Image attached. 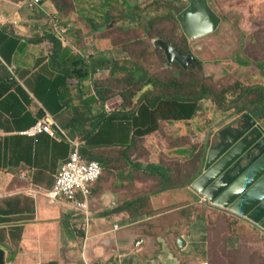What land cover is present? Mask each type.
I'll return each instance as SVG.
<instances>
[{
    "label": "crops",
    "instance_id": "1",
    "mask_svg": "<svg viewBox=\"0 0 264 264\" xmlns=\"http://www.w3.org/2000/svg\"><path fill=\"white\" fill-rule=\"evenodd\" d=\"M23 1L0 0V16L9 14L23 20L17 27L0 29V247L5 251V263L210 264V211L225 212L249 225L252 222L220 207L206 210L204 195L188 183L193 171L189 174L186 169L193 156L204 150L203 144H208V151L215 136L241 115L223 113L207 100L195 119H182L181 106L173 109L164 98L143 102L133 117L117 115L110 125L115 133L104 136L99 146L82 141L84 147L99 154L96 161L103 168L92 186V217L86 221L84 213L71 204L50 200L45 194L73 148L63 134L71 138L75 128L84 133L98 123L103 126V115L124 111L119 94L104 104L91 101L98 80L121 78L132 69L131 57L120 53L107 35L105 29L112 25L102 28L116 12L132 18L138 3L104 0L99 5L102 14L92 9L98 0H83V7L93 13L85 11L82 16L90 34L77 22L81 9L73 0L75 8L70 18H64L70 27L66 44H61L60 53L53 59L48 55V42H37L34 37L49 28L48 23L44 25L49 15L45 10L56 12L53 3L46 0L42 9L31 12L20 9ZM130 30V26L125 29ZM86 40L103 51L100 56L107 65L92 66L89 77L80 82L67 72L74 73L69 67L83 56L74 54L72 48ZM87 53L83 56L87 62L98 60ZM11 66L16 67L14 73ZM204 70L218 75L222 69L220 66L212 73L211 66L204 64ZM101 71L105 77L99 78ZM148 91L158 93L152 84L144 86L133 104ZM80 105L83 112L77 114ZM43 118H49L54 127L60 126L63 133L59 132L58 139L47 133L23 134ZM259 122L264 124V120ZM129 123L131 135L123 138L120 125ZM204 165L194 181L203 173ZM180 238L185 244H178Z\"/></svg>",
    "mask_w": 264,
    "mask_h": 264
},
{
    "label": "rangeland",
    "instance_id": "2",
    "mask_svg": "<svg viewBox=\"0 0 264 264\" xmlns=\"http://www.w3.org/2000/svg\"><path fill=\"white\" fill-rule=\"evenodd\" d=\"M103 2L104 0L93 2L92 9L100 10L104 14V10L99 6ZM76 3L81 9L77 22L82 26H86L88 28L86 31L93 34L82 18L85 11L89 15H93L91 8L83 7L85 4L83 0H77ZM137 3V9L133 11L132 18L124 17V14L120 12L113 15V19L108 22L112 27H108L107 35L113 39L114 43L119 44L120 53L141 57L151 56L152 64L148 65L151 71L157 75H163L162 69L164 68L160 64L168 67L164 52L154 46L153 40L155 37L146 36L145 29L148 28V24L152 19L160 17L155 25L157 27L166 26L167 29L172 31L175 23L166 16L169 14L178 15L188 6V2L185 0H137ZM209 3L213 10L224 19L215 33L194 40L191 44L197 58L201 59L206 67L211 66L210 72L214 73L221 66V72L218 75L211 74L214 75V78L208 83H213L215 89L239 81L243 85L264 86V75L259 72L257 67L244 66L236 60V57L238 60L244 59V57L251 60H264V0H209ZM6 15L10 16L9 14ZM44 25H46V20ZM128 26L131 30L126 32L125 29H128ZM121 27L125 28L122 30ZM31 28H34V26H31ZM36 29L39 30L40 27L36 26ZM48 29L50 30V28ZM177 31L180 35L183 33L180 27ZM241 33L244 34V38L241 54L239 55ZM208 39L211 40V43L208 42ZM195 41H199V44L196 45ZM177 42L179 43V41ZM76 47L72 48L74 54L82 53L83 56H88L87 52H89L99 60L103 58V56H100L103 51L100 52L99 47H94V45L91 47L87 40ZM123 47L124 49L126 47L127 50H124ZM73 67L70 66L69 70L72 71ZM172 68L180 70V67L176 64ZM100 73L99 78L105 77L104 71ZM119 135L123 138L127 136L122 132H119ZM58 138L59 136L53 139ZM68 138L71 141L75 140ZM96 155L99 156L98 153ZM206 208L210 209L209 207ZM210 219L209 234L211 236L213 234L208 243L211 257L210 264H232L233 260L239 264H264L263 234L253 230V227L249 224L245 222L243 224L227 216L225 212L211 210Z\"/></svg>",
    "mask_w": 264,
    "mask_h": 264
},
{
    "label": "trees",
    "instance_id": "3",
    "mask_svg": "<svg viewBox=\"0 0 264 264\" xmlns=\"http://www.w3.org/2000/svg\"><path fill=\"white\" fill-rule=\"evenodd\" d=\"M50 1L53 3V7L56 9L55 11L59 15V17L63 20V25L69 27L64 18H70L71 13L73 12V8H75L73 0ZM134 7L137 8V5H134ZM166 17H168L175 23V25L172 27V31H170V29H167L166 26L157 27L155 23L160 20V17H156L149 22L148 28L145 29L146 36L163 39L172 44L180 51L193 54L197 58L191 47L192 41L189 40L184 33H181V35L177 33V29L179 27L181 28L179 20L177 19V15L169 14ZM112 19L113 16L108 17V21L103 24L102 29H104L107 23ZM221 19L223 20L224 18L221 17ZM106 29L108 30V28ZM34 37L37 42H48V46L50 47L48 55L53 59L60 53L62 48L61 43L65 41V39H62L52 31H49V29H47L44 34L40 32L39 35H36ZM243 38L244 34H242L241 37V45H243ZM177 41H179L181 45ZM114 46L119 47V44L114 43ZM157 48L162 50L159 47ZM124 50H127V48L125 47ZM238 50V54L240 55L242 46H240ZM129 56L133 60L131 71L121 78L117 77L115 79L113 77H105L98 80L95 83V85H97L98 87L96 88L95 95L91 101L92 104L98 101H101L102 104H104L107 99H110L119 94L122 96V107L124 108V111L120 110L119 112H113L108 115H103V117L106 119L104 121L106 122L105 125L101 126L100 123H98L97 125L91 126L90 129L85 131L84 133L82 129L78 130V128L76 129L75 127H73L75 128V131L71 132L70 136L72 139L79 138L77 140L81 142L85 141L87 143H90L91 145L95 144L99 146L104 136L111 137L110 132L112 134L115 133V130H113V127L110 125L115 121V117L117 115L123 114L129 116V118L131 116L133 117L134 114L139 112V109L143 102L151 101L155 98L157 100H160L161 98L166 99L167 102L171 104V107L181 106L180 109L182 111V119H195L200 112L201 105L208 100L215 104L217 109H219L223 113H227L229 111H232L235 115H242L247 113L252 115L258 121L264 120L263 85H243L242 83H239V81L238 83L236 82L232 85L221 87L220 89H215L213 87V83H208L209 81L213 80L214 75L206 74L204 70V63L199 58H197L196 61L193 62L188 68H184L180 65V63L174 62L173 65L176 64L180 67V70H174L172 68L173 65L169 66L167 64V58L164 53L166 64L168 67H164L162 64H160L161 67L164 68L162 69V71L165 72V75L157 76L151 71L150 67L148 66L152 64L151 56L149 57V55H147L141 57L139 55L134 56L133 54ZM237 61L244 66L257 67L261 74L264 75V60H251L244 57V59L239 60L237 58ZM106 65L107 62L104 60L102 61V59L87 62L85 57L80 56L75 61V65L73 68L74 73L67 72V76H75L77 81L82 82L89 77L90 72H92L93 70L92 66H94L95 68L96 66L103 67ZM149 84H152L154 87H156L158 93L148 91L139 98L136 104H133V98L136 93L140 91L144 86H147ZM135 105L137 106L135 107ZM82 110V105L76 107L77 114H82ZM142 112L143 111L139 113V116H142ZM120 129L124 131V134L131 135L132 124L129 123L127 125H120ZM129 140L131 141L132 139L129 138ZM131 145H129V147H131ZM202 146H204V150L200 152V155L197 154L196 156H193V159L187 166L186 170L189 172V174L193 171V174L189 176V184L193 183L195 177L200 174L201 166L205 162L208 144H203ZM80 150L81 154L86 160H98V156L96 155L97 152H94L88 147H84L83 145ZM196 165H198V168ZM206 206L209 208L215 207L211 203L207 204ZM206 210L210 211L211 209ZM208 216L209 227L207 241L209 243V240L213 236V234L211 233L212 236L209 234L211 222L210 213L208 214ZM235 217L237 218L239 216L235 215ZM234 220L237 219L234 218ZM250 226L253 227V230H257V228L253 225ZM257 231L264 235V231H261L260 229H258ZM232 264L239 263L233 260Z\"/></svg>",
    "mask_w": 264,
    "mask_h": 264
},
{
    "label": "water",
    "instance_id": "4",
    "mask_svg": "<svg viewBox=\"0 0 264 264\" xmlns=\"http://www.w3.org/2000/svg\"><path fill=\"white\" fill-rule=\"evenodd\" d=\"M188 6L178 15L182 32L194 41L215 33L222 22L209 0H185ZM167 64L180 63L188 68L196 57L169 42L155 38ZM207 151L203 173L192 183L213 205L245 217L264 229V124L250 114L241 115L235 124L215 136ZM178 244H185L183 238ZM0 264L5 251L0 247Z\"/></svg>",
    "mask_w": 264,
    "mask_h": 264
},
{
    "label": "built area",
    "instance_id": "5",
    "mask_svg": "<svg viewBox=\"0 0 264 264\" xmlns=\"http://www.w3.org/2000/svg\"><path fill=\"white\" fill-rule=\"evenodd\" d=\"M46 0H24L20 6L27 8L29 11L42 9V5ZM49 14L46 23L49 24V31L55 33L62 39H67L66 35L70 30L69 27L63 25V20L59 17L57 12H47ZM50 17V19H49ZM23 20L17 17L8 15L0 16V29L7 26L17 27ZM63 43L66 44L64 41ZM16 67L11 66L10 71L14 73ZM62 132L60 126L51 122L49 118H43L30 129L23 132L24 135L37 136L42 133H47L50 137L56 138ZM72 145V151L67 159H65L58 172L55 174L52 188L46 192V197L53 201H64L71 204L76 210L84 213L86 221L92 217L90 211V198L92 196V186L101 177L102 165L96 160L88 161L81 154L82 142L71 141L66 134H63ZM202 202L209 204V199L204 196ZM140 242L138 243V245Z\"/></svg>",
    "mask_w": 264,
    "mask_h": 264
},
{
    "label": "clouds",
    "instance_id": "6",
    "mask_svg": "<svg viewBox=\"0 0 264 264\" xmlns=\"http://www.w3.org/2000/svg\"><path fill=\"white\" fill-rule=\"evenodd\" d=\"M69 33V32H68ZM62 44V43H61ZM37 124V123H36ZM81 142V141H80ZM212 205H213V203H211ZM207 205V204H206ZM215 206V205H214ZM233 213V212H232ZM235 214V213H234ZM235 215H237V214H235ZM239 216V215H238ZM243 218H245V217H243ZM247 219V218H246ZM250 221V220H249ZM252 222V221H251ZM247 223V222H246ZM249 224V223H248ZM251 225H253L254 227H256L257 229H260L261 231H264V229L263 228H261V227H259L258 225H256L255 223L253 224V222H252V224Z\"/></svg>",
    "mask_w": 264,
    "mask_h": 264
}]
</instances>
